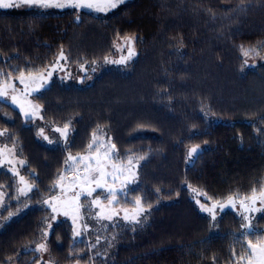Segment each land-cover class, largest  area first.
<instances>
[{
  "label": "trees",
  "instance_id": "1",
  "mask_svg": "<svg viewBox=\"0 0 264 264\" xmlns=\"http://www.w3.org/2000/svg\"><path fill=\"white\" fill-rule=\"evenodd\" d=\"M129 37L135 56L106 62L128 55L117 47ZM249 49L264 56V0H125L104 15L0 8V78L44 69L61 50L87 71L81 81L55 77L35 95L46 123L69 124L66 142L40 139L31 119L0 100V129L33 186L19 202L13 173L0 170L9 193L3 216L17 213L0 227V264L38 263L34 245L51 218L44 201L68 156L85 152L93 133L115 144L119 157H145L120 198L135 205L139 197L147 211L140 223L111 225L116 237L104 253L75 241L68 220L57 222L46 238L54 264H234L246 240L264 230L242 228L233 210L213 220L197 200L264 186V62L250 65Z\"/></svg>",
  "mask_w": 264,
  "mask_h": 264
},
{
  "label": "snow or ice",
  "instance_id": "2",
  "mask_svg": "<svg viewBox=\"0 0 264 264\" xmlns=\"http://www.w3.org/2000/svg\"><path fill=\"white\" fill-rule=\"evenodd\" d=\"M125 3V0H0V8L8 9V8H19V7H35L38 9H50V8H74V9H82L87 8L89 10H94L97 12H106L111 9L117 8L119 5ZM126 43L128 44V55L122 56L119 60H111L109 61L107 57H105V61L108 63H117V64H127L129 60L135 56V51L133 49L132 42L133 38H125ZM119 50V48H118ZM255 49L243 50V55L245 57L249 56L252 52H255ZM259 55V53H256ZM60 60L67 59L64 56L63 51L61 50L59 58ZM245 64H247V60H245ZM53 71H55V66H53ZM0 75H5L0 73ZM52 76V71L47 72V78ZM47 78L43 73L39 76H33L31 72H28L27 76L25 72L21 71L17 77L20 83L24 84L25 89L28 90L27 94L30 95L32 91H39V87L35 89L29 88V81H36L40 80L42 83L40 87H43V84L47 83ZM9 89L15 92V85L11 83V74H8V79L4 82H0V98H7L9 96ZM11 102L14 105L20 107L21 112L24 114L26 118L28 117H35L39 112L38 105H31L30 102L29 106L31 111L25 109L23 105L20 104L19 98L16 95L11 96ZM56 131L60 132L61 135L67 139L69 133V124H65L63 129H56ZM4 135V132H0V136ZM39 135L43 136V129L40 130ZM44 139L47 140L48 137L44 136ZM98 137L95 133H93L92 143L88 145V149L90 154L84 156H72L71 154L68 156L67 161L72 162L69 166V170H75V178L71 183L69 189H64L62 187V191H69L73 190L75 187L79 186L80 191L76 192L75 195L67 200H60L58 197H54V203L49 204L52 208L53 213H62L64 216H71L73 225L77 224V221L81 219L80 216V208L81 205L79 203L81 195L92 196L93 192L96 189H103L107 196L105 197L108 199L110 205L116 202L117 197V189L115 188V182L120 180L121 175L127 171L129 174L124 176L123 181H121V188L120 191L124 190V187L128 183H132L135 181V173L131 171V168H125L123 165L113 161V155L116 151L115 144H108L105 145L103 142L98 143ZM51 143V141H49ZM95 146V147H94ZM104 148L105 150L101 153L100 149ZM94 149V154H91ZM199 150V145L193 146L188 151L189 159L193 158L195 154H197ZM3 149H0V157L4 156ZM139 159H145V157L141 156ZM8 163H12L11 160L7 161ZM0 163H3V160H0ZM20 164L23 165L24 161H20ZM76 165H83V169L76 167ZM128 165H132V158L128 159ZM109 167L112 169L109 171ZM81 171H83V175H81ZM14 175H19L18 172L13 170ZM111 178L112 184H109L108 178ZM60 181H63L64 177L61 176ZM20 183L24 185V187L19 188L18 192L21 195H26L28 191H31V186L27 184L24 180L23 176H20ZM95 185V187H92ZM159 191V190H157ZM195 191V190H193ZM199 195V193H198ZM237 200H239V208L242 209L240 215L242 220L245 222L241 225L242 228H246L251 230L253 225L251 222V217L248 213H264V186H261L259 191L257 189H252L251 193L244 197L239 196H228L226 203L215 202L210 207L206 206L205 204H200V210L202 212H207L211 215L212 219H216V210L219 208L223 211L225 208L231 207L236 208ZM44 203L48 204L49 201H44ZM92 205H95L100 208V213L97 214V218L99 219H108L111 220L113 216L118 215L119 213L115 210H112L110 214H105V209L101 203L99 198L93 199L91 201ZM199 204L200 201L197 200ZM135 210L131 214H129L127 209H124V220L135 221L136 223H140L138 217L145 212V208L142 205L141 198L137 197L134 201ZM259 204V206H257ZM151 206L149 205V208ZM15 215V213L9 212L8 217L5 219L10 218L11 216ZM55 219V217H53ZM51 227V225H49ZM86 228L87 226L84 225ZM74 236L81 235V232L78 230L77 227H74ZM47 235V233H45ZM246 235V234H245ZM36 251H47L46 244H39ZM235 255V253H234ZM237 264H264V236L260 237L256 242L253 240L248 239L246 240V246H244V254L240 255L237 258Z\"/></svg>",
  "mask_w": 264,
  "mask_h": 264
},
{
  "label": "rangeland",
  "instance_id": "3",
  "mask_svg": "<svg viewBox=\"0 0 264 264\" xmlns=\"http://www.w3.org/2000/svg\"><path fill=\"white\" fill-rule=\"evenodd\" d=\"M118 7L115 9H111L109 11H106V12H97L94 10H91V11H93L99 15H104V14H110V13L115 12L118 9ZM33 8H35V7H33ZM35 9H38V8H35ZM60 9L61 10H69V9H74V8H50V10H53V11H60ZM82 9H84V8H82ZM85 9H87V8H85ZM41 10H45V9H41ZM79 10H81V9H79ZM118 48H119L120 52H123L125 49H128V44L126 43V39L119 42L117 49ZM58 58H59V56L55 59V61L52 64H50L48 67H46L44 69L37 70V71H30L33 74V76H39L41 73H43L46 78H47V72L52 71V76L50 78H47V83L43 84V87H40V84L42 83V81H40V80H36L34 82L29 81V88L35 89V88L39 87V91H32L31 94L28 95L27 94L28 90L25 89L24 84L20 83L19 79H17V77L19 75V73H18L17 75L11 76V83H13L15 85V89H16L15 92H13L11 89H9V96L7 98H0V100H4V101H7L10 104H12L11 96L16 95L19 98L20 104L23 105V107L29 111H31V108H30L28 102H30L31 105H38L39 106V112L35 117L26 118L24 116V114L22 112L21 113L26 119L32 120L31 123L36 126L37 134H38L39 138L44 140V141H48V142L52 141V139H56L57 141H64V142L68 141L70 129H69L67 139H65L61 135L60 132L56 131V129H58V128L63 129V127H64L63 124L62 125L61 124L60 125L59 124L50 125V124H48V122L46 123L42 117V106L37 100H35V95L38 94L40 91H42L44 88H46L55 77H60V78H63L65 80L77 79V81H81L82 77L87 72L85 70L80 69V67H77L76 65L69 64L66 60H60ZM247 58H248V62L250 63V65H252L253 67H256L261 62H264V56H261V55H259V56L249 55V56H247ZM53 66H55V71H53ZM27 74H28V72H25L26 76H27ZM7 79L8 78H0V82H4ZM12 105L20 110L19 106L14 105V104H12ZM41 129H43V136L39 135ZM0 132H3V131L0 129ZM96 135L99 138L98 143L103 142L105 145L112 144L108 139L105 138V136L103 137L102 134L97 133ZM44 136H47L48 139L45 140ZM4 137H5V134L0 136V149L5 150L4 156L0 157V160H3V163H0V170L5 169V170L11 171V173H13V179L15 182V184H14L15 193L13 195L14 197L13 196L12 197H13V199L18 200L19 202H22V200L24 198H21V196H23V195H21L18 192V189L24 187V185L20 183V176L24 177V180L27 182L28 185H30L31 187H33V186L28 181V178L25 176V174L23 172V168L26 164L25 160L21 157L20 153L17 150L16 145L11 144L9 142V139H5ZM91 143H92V140H91ZM104 150H105L104 148H101L100 149L101 153ZM89 154H90L89 149H87L83 153H75V154H71V155L79 157V156H84V155H89ZM91 154H94V149H93V152ZM129 158L130 157H127V156L126 157H123V156L119 157L118 155H116V151L113 155V161L114 162H117V163L123 165L126 169L129 167L131 168V171L133 173H135V181L132 183H128L124 187V190L120 191L121 181H123L124 176H127L129 173L127 171H125L124 174L121 175L120 180L116 181L115 185H114L115 188L117 189V197H116V202L112 205H110L108 202V199H110V197L108 199L105 198L107 196V193L103 189H96V191L93 192L92 196L81 195L79 203L81 205L80 216L82 218L77 221V224L75 226L73 225V221H72L71 216H64L62 213H53L52 208L49 206V204L55 202V201H53L54 197H58L60 200H67V199L72 198L76 192L80 191L79 186L75 187L73 190H69L66 192L62 191V187L64 189H69L71 186L70 182H72L75 178L74 168H73V170H69V166L72 164V162H70V161L68 162L67 168L62 170V172L59 174V176L56 180V183L54 184L53 194H51L46 199L47 201H49V203L48 204L45 203V205L50 209V213H51V218L48 220V224H47L46 228L44 229V231H45V233H47V235H45V233H44L43 239H41V241L39 243L34 245V248L37 249L38 245L43 243V244H46L47 251H38L41 255V258L37 264H54V259L52 258L51 254L49 252V247H48L46 238L49 235V232H50L52 226L54 224H56L57 222L62 221V220H68L72 225V230L74 229V227H77L78 230L81 232V235L74 236V231H73V237H74L75 241H79V240L84 239V240L88 241L92 245L93 248L101 249L102 253H104L105 251L109 250L110 247H112L114 237H116L115 236L116 232L114 230H110V226L115 225L116 223L118 224L120 222H132V221L123 219V216H124L123 210L127 209L129 214H131L135 210V205L126 204V203L122 202V198H120V196L125 195L127 193V191L129 190L130 186L134 185L135 182L138 180L140 160L136 156H132L131 157L132 158V165L130 166V165H128V159ZM8 160H11L12 163H8L7 162ZM20 161H24V164L21 165ZM76 167L81 168V170L83 169V165H76ZM13 170L18 172L19 175H14ZM108 170L111 171L112 169L109 167ZM81 175H83V171H81ZM61 176L64 177L63 181H60V179H59ZM108 182H109V184H112V180L110 177L108 178ZM92 187H95V185H92ZM8 197H9V193L6 191V186L0 184V227L2 226V224H4L5 217H8V215L3 216V211L9 205ZM96 198H99L101 200V203L105 209V214H110L112 210H115L119 214L113 216V218L111 220L97 218V214L100 213V208L95 206V205H92V203H91V201L93 199H96ZM198 200L200 201L199 206H200V204H205L206 206L210 207L215 202L226 203V200H224V201H209V202L204 201L202 199H198ZM236 204H237L236 208L233 209L231 207H228V208H225L223 211L233 210L234 212H236L239 215V217L242 220V217L240 215L242 209L239 208V200H237ZM142 205H143V203H142ZM143 206L145 209L147 208L145 205H143ZM257 206H259V204ZM21 208H19L20 211H18V212H21L22 210H24ZM146 211L147 210H145V212L142 213L138 217V219H140L146 213ZM223 211H221L218 208L216 210V217L218 215H220V213ZM205 213H207V212H205ZM16 214L17 213H15V215ZM263 214L264 213H255V212L248 213V215L251 217V222L253 225L251 230H253V231L254 230L261 231L262 229L264 230V223L259 222L260 216H262ZM53 217H55V219H53ZM8 220H9V218H8ZM49 225H51V227H49ZM84 225H86L87 227L85 228ZM247 230H249V229H247ZM102 245H104V246H102ZM109 251H111V250H109ZM97 253H100V251L97 250ZM8 264H17L16 259H12ZM73 264H80V263L75 262ZM234 264H237V261Z\"/></svg>",
  "mask_w": 264,
  "mask_h": 264
}]
</instances>
